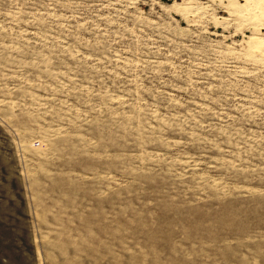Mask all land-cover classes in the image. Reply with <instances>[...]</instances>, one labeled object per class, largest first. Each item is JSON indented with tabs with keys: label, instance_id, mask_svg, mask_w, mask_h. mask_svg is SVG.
<instances>
[{
	"label": "rangeland",
	"instance_id": "obj_1",
	"mask_svg": "<svg viewBox=\"0 0 264 264\" xmlns=\"http://www.w3.org/2000/svg\"><path fill=\"white\" fill-rule=\"evenodd\" d=\"M244 3L0 0V264H264Z\"/></svg>",
	"mask_w": 264,
	"mask_h": 264
},
{
	"label": "bare ground",
	"instance_id": "obj_2",
	"mask_svg": "<svg viewBox=\"0 0 264 264\" xmlns=\"http://www.w3.org/2000/svg\"><path fill=\"white\" fill-rule=\"evenodd\" d=\"M244 7L243 6H241V10H243L245 7H249L251 4H252V6L254 7V11H255V16H253V14H252V16L253 17H255V23H253V24H255V27H256V29L258 30L257 32H259V30H264V0H244ZM238 3V2H237ZM237 3L235 2V4L237 5ZM234 4V3H233ZM232 4V5H233ZM243 5V4H242ZM238 6H240V5H238ZM206 8H202V9H207V6H205ZM237 7V6H236ZM235 7V8H236ZM242 7H243V9H242ZM233 8V7H232ZM211 9V8H210ZM245 9H247V8H245ZM249 9V8H248ZM236 11H239V8L238 9H236ZM249 11V10H248ZM240 12V11H239ZM244 12H245V10H244ZM247 12V11H246ZM242 13V12H241ZM252 13V12H251ZM251 13L249 14L250 16H251ZM244 15V14H243ZM249 15L247 16V14H246V16L247 17H249ZM245 16V17H246ZM251 18V17H250ZM241 19V18H240ZM254 19V18H253ZM222 21V20H221ZM246 21H247V19H246ZM244 23H246L245 21H243ZM225 23V22H224ZM247 24V23H246ZM260 33V32H259ZM258 34V33H257ZM257 37V36H256ZM260 38V37H259ZM259 38H258V40H259ZM256 41H257V39H256ZM260 41V40H259ZM263 41V46L262 45H260L261 43H259V47H257L258 45H255L257 48H259V49H261V52L259 51V53H261V59H263L264 58V36H263V38H261V42ZM255 47V48H256ZM256 51V50H255ZM258 53V54H259ZM259 58H260V56H259Z\"/></svg>",
	"mask_w": 264,
	"mask_h": 264
}]
</instances>
